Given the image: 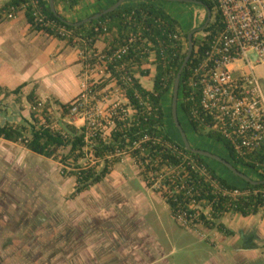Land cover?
Wrapping results in <instances>:
<instances>
[{"label": "rangeland", "instance_id": "1", "mask_svg": "<svg viewBox=\"0 0 264 264\" xmlns=\"http://www.w3.org/2000/svg\"><path fill=\"white\" fill-rule=\"evenodd\" d=\"M162 5L182 24L185 34L190 27L187 25L193 17V4L162 1ZM4 13L5 11L0 13V23L16 19L8 18ZM202 14L201 23L192 28L197 29L193 38H199L203 32L198 28L204 24L207 15L204 10ZM84 33L85 30L80 33L73 31L68 38L83 43V40H86ZM117 38L116 30H113L99 34L97 47H95L97 40L92 44L86 41L90 44V55L86 59L89 77L85 85L92 88V91L85 98L78 96L72 101L78 98L83 101L79 111L63 110L62 102L54 97L45 98L37 95L36 99L31 100L28 97L30 91L26 92L24 88L19 94H13L10 91L15 87H9L7 83L0 81V86L4 88L0 94V125L23 124L27 126V131L25 130L27 134L30 129L29 122L45 124L60 131H66L68 124L77 127L86 124L89 133L98 130L103 137L108 138L115 125L112 119L114 114L118 115L121 111V114L132 115L135 112L126 97L127 74L117 76L108 67L106 54L114 45H118V41H115ZM187 50L188 45L185 51ZM151 63L153 62L148 60L142 65ZM133 67L135 75L141 76L139 79L142 81L141 84L152 89L155 73L149 71L148 75L143 76L140 73L142 70H148L146 67L139 68L137 64ZM258 74L264 78V69L259 68ZM80 85L84 87L82 82ZM172 94L173 86L168 93L166 104L168 111L172 104ZM163 102H166V98ZM33 118H37L38 121ZM179 118L191 137V145H202L203 138L208 137L207 134L196 132L194 140L193 131L181 109ZM173 130L179 137L175 128ZM68 151V148H60L55 156L45 157L32 152L21 141H10L0 137V233H2L0 240L7 244L11 258L8 264H69L70 251L73 255L75 253V257H79L80 254L76 243L74 249H69V242L71 240L78 242L85 232L89 234V242L95 240L96 233L104 234V239L113 231L119 232L120 235L113 243L109 238L111 244L106 245L104 250H92V257H106L114 249L123 250L127 247L134 251L142 245L138 246L137 239L135 240L133 236L135 232L144 230L145 225L150 232L146 237L147 245H162L163 250H157L158 256L161 257L162 253L166 255L157 263L198 264L202 261L205 257V241L201 242L195 236L190 225L194 224L193 220L199 212L211 216L210 206L204 201L192 204V208L197 210L196 214L182 212L174 217L166 200L153 193L161 194L155 190L162 185L164 176L180 174L184 170L183 166H165L159 176L157 172H150L149 176L154 183L148 187L136 159L127 153H117L108 157L113 163L111 172L106 176L114 178L117 182L126 179L127 184L126 181L116 183L117 194L111 192L112 184L106 180V183H97L73 196L76 178L63 175L61 172L63 165L59 161ZM222 169L227 172V169ZM255 177L256 174L252 178L256 179ZM136 193L144 194L147 198L145 204H149V209L143 208L145 214L142 221L134 217L137 212L132 210L136 208L129 205L137 198ZM180 220L187 224H182Z\"/></svg>", "mask_w": 264, "mask_h": 264}, {"label": "trees", "instance_id": "2", "mask_svg": "<svg viewBox=\"0 0 264 264\" xmlns=\"http://www.w3.org/2000/svg\"><path fill=\"white\" fill-rule=\"evenodd\" d=\"M27 1L29 0H11L0 8V13L9 11L12 6L18 8ZM200 1H203L214 13V20L203 29V32L216 33L222 27L220 16L216 12V2L214 0ZM71 3L74 6L77 0H71ZM42 5L44 14L55 23L56 27H66L77 33L85 30V38L91 44L102 32L116 30L118 38L115 41H118V45H114V48L106 54L108 67L117 76L127 74L126 97L135 112L132 115L121 114L119 109V114H114L112 117L115 125L108 138L103 137L98 130L89 133L86 124L81 127L68 124L66 131H60L48 125L33 122H29L30 129L27 134V126L23 124L0 125V137L10 141H21L29 150L45 157H53L60 148H68L69 151L63 154L59 161L63 165L62 174L76 178L73 196L105 179L112 170L113 161L108 160L109 156L127 153L136 159L148 187L154 183L149 176L150 172H157L159 176L165 166L184 167L180 174L165 175L162 185L155 190L161 192L170 205L174 217L182 212L196 214V208H192L191 205L204 201L210 206L211 216L199 212L193 223L203 222L208 227L216 226L220 231L230 235L232 231L223 222H217L225 213L248 216L264 208L262 193L232 196L229 192H225L235 189L242 191L264 189V183L253 185L217 160L187 150L178 128L174 125L171 107L169 111L166 110L169 90L173 86V80L187 51L181 52V48L176 47L177 41L169 36L177 32V28L182 30V24L165 10L161 0L129 1L116 10L81 25L70 24L60 14L52 11L49 0H43ZM104 9L100 8L99 12ZM19 11L25 12L34 29L59 38L68 37L58 33L55 28L34 24L30 6L18 9ZM101 23L107 25L106 29L100 28L96 31L95 26H100ZM191 29L189 27L188 31ZM188 31L184 34L187 41ZM193 41L194 45L201 43L200 39L195 37ZM123 45H128L129 51L118 57L115 52ZM205 48L206 43L200 45V54ZM152 55L156 69L153 87L147 89L136 77L133 65L137 64L141 68L144 61L147 62ZM192 60L191 57L182 74L181 82L188 78ZM120 67L123 68L118 70ZM140 74L148 75L149 69L142 70ZM23 86L24 83L10 92L19 94ZM181 88L179 89L178 116L181 109L188 120V107L180 103ZM3 89L0 86V94ZM28 97L31 100L36 99L35 91L32 90ZM165 98L166 102H163ZM72 106L71 102L61 104L65 111H70ZM33 119L38 121L37 118ZM179 120L186 131L180 118ZM174 128L179 137L175 135ZM192 128L202 133L194 124ZM207 136L219 142L226 152L212 151L200 145L193 147L216 153L245 174L252 177L256 174L257 180L264 179V145L259 150L242 156L221 135L208 133ZM217 164L220 167H217ZM221 168L227 169V172Z\"/></svg>", "mask_w": 264, "mask_h": 264}, {"label": "crops", "instance_id": "3", "mask_svg": "<svg viewBox=\"0 0 264 264\" xmlns=\"http://www.w3.org/2000/svg\"><path fill=\"white\" fill-rule=\"evenodd\" d=\"M9 1L11 0H0V8L4 7ZM114 1L117 0H81L77 6H73L72 3L66 0H54V5L57 13L67 21L77 22L99 12L100 8L110 7L112 3H115ZM193 8V17L187 25L190 28L200 24L203 15L201 6L193 4ZM17 14L15 20L0 23V72L2 74L0 81L7 83L9 87L15 88L24 83L23 88L25 91L31 92L34 90L36 96L54 97L62 104L72 102L84 91V87L80 85V82H82V85L85 84L89 77L86 59L90 55V44L85 39V41L82 39L83 43L81 41L79 43L68 37L59 38L45 31L36 30L29 23L24 11H19ZM97 46L98 40L95 43V47ZM153 60L154 56L152 55L149 61L153 62ZM144 67L149 69L150 73H155L156 65L154 63L141 66V68ZM138 78L140 79L141 76ZM189 126L193 131L194 138L196 131L190 124ZM185 132L189 141H191L188 131ZM202 142L200 146L220 153L226 152L224 147L212 138L204 137ZM217 167L220 166L217 164ZM106 180H109L108 183L112 184L110 189L113 193L117 192L115 189L116 183L123 181L117 182L114 178L105 177L101 181L102 184L106 183ZM153 193L163 198L161 194ZM136 194L138 195L137 198H134L132 204L129 205L136 208L132 210L137 212L134 217L141 220L145 214L143 208L149 209V204H145L147 198L144 194ZM217 222H223L232 231V234L227 235L220 231L218 227H208L203 222L190 225L195 236L201 242L205 241V257L198 264H264L263 209L248 216L239 213H225ZM181 223L183 224L184 221H181ZM83 234L78 242L72 240L69 242L70 250L75 248V243L80 250L79 257H75V253L73 255L70 251L69 264H159L157 262H161L162 256H166L163 253L161 257L158 256L157 250H163L162 245H147L146 237L150 235V232L146 229V225L144 230L135 232L133 236L135 240L137 239L138 246L142 245L140 248L133 251L129 247L123 250H115L113 247L112 253L106 257H92V250H104L106 245L108 246L120 237L119 232L106 233V239H104L102 233H92L96 236L95 240L93 239L91 242H89V234L86 232ZM1 235L2 233H0L2 239ZM100 235L102 238L99 239ZM130 237H132L131 234ZM109 238H111V242ZM4 244L6 243L0 240V264H8V260L11 259L9 258L7 244L5 246Z\"/></svg>", "mask_w": 264, "mask_h": 264}, {"label": "built area", "instance_id": "4", "mask_svg": "<svg viewBox=\"0 0 264 264\" xmlns=\"http://www.w3.org/2000/svg\"><path fill=\"white\" fill-rule=\"evenodd\" d=\"M66 1L71 3V0ZM80 1L77 0L75 6ZM214 1L222 27L213 34L201 32V36L197 38L201 43L194 45L195 55L192 53L190 73L184 82H180V103L188 107L187 119L189 118L191 126L194 124L205 134L221 135L237 153L244 156L264 145V78L258 74L259 68L264 69V0ZM42 2L43 0H29L18 8L12 6L4 14L8 18H16L18 9L30 6L34 24L52 27L58 33L70 36L71 30L56 27L48 19L43 12ZM202 8L207 15L206 9ZM213 20L212 12L211 21ZM100 28L104 30L106 26L101 23L94 29L99 31ZM183 34L177 28V32L169 35L177 41L176 47L179 46L181 52L188 45ZM205 43L206 48L200 54V45ZM128 51L129 46L123 45L115 54L120 57ZM84 87L79 95L82 99L92 91L88 85L84 84ZM72 103L70 112H77L82 108L83 101L80 98ZM225 192L232 196L248 193L264 195V189H235Z\"/></svg>", "mask_w": 264, "mask_h": 264}, {"label": "water", "instance_id": "5", "mask_svg": "<svg viewBox=\"0 0 264 264\" xmlns=\"http://www.w3.org/2000/svg\"><path fill=\"white\" fill-rule=\"evenodd\" d=\"M126 1L129 0H117L114 4H112L110 7L104 9L103 11L97 12L83 20L77 21V22H69L70 24H74V25H81L90 21H93L95 19H98L100 17H102L105 14H108L114 10H116L117 8H119L122 4H124ZM131 1H149V0H131ZM161 1H177V2H187V3H192V4H196L199 6H203L206 11H207V16H206V20L204 22V24L198 28L200 30H203L211 21L212 18V10L210 7H208L203 1L200 0H161ZM50 2V7L52 9V11L56 12V8L54 5V0H49ZM197 32V29H192L188 32L187 34V39H188V50L186 53V56L176 74V77L174 79V85H173V94H172V104H171V112H172V118L173 121L176 125V127L178 128L180 135L182 137L184 146L187 150L192 151L194 153H198L202 156H206L209 158H212L214 160H217L218 162L222 163L223 165H225L228 169H230L234 174L238 175L239 177H241L242 179H244L245 181L255 185V184H261L264 183V179L263 180H256L253 179L252 177H250L249 175L245 174L244 172H242L241 170H239L237 167H235L231 162H229L227 159L223 158L222 156L210 152L208 150H204V149H200V148H194L188 137L187 134L179 120V116H178V100H179V89H180V82H181V77L182 74L185 70V67L188 64V61L190 60L192 53H193V49H194V41H193V36L194 34Z\"/></svg>", "mask_w": 264, "mask_h": 264}, {"label": "flooded vegetation", "instance_id": "6", "mask_svg": "<svg viewBox=\"0 0 264 264\" xmlns=\"http://www.w3.org/2000/svg\"><path fill=\"white\" fill-rule=\"evenodd\" d=\"M179 102V101H178Z\"/></svg>", "mask_w": 264, "mask_h": 264}]
</instances>
